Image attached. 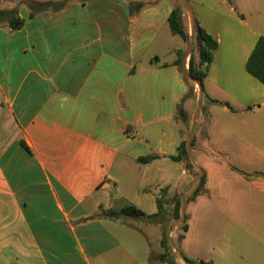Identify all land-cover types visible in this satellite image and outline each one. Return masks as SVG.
I'll return each instance as SVG.
<instances>
[{
    "label": "crops",
    "instance_id": "1",
    "mask_svg": "<svg viewBox=\"0 0 264 264\" xmlns=\"http://www.w3.org/2000/svg\"><path fill=\"white\" fill-rule=\"evenodd\" d=\"M206 1L214 13H203ZM187 2L218 43L202 87L186 76L200 49L196 30L189 22V40L174 39L172 0H70L33 18L23 5L20 29L0 26V264H147L149 236L133 224L146 219L104 213L133 204L145 216L160 215L163 193L173 214L180 187L185 192L204 174L199 160H235L227 173L264 193V85L242 73L250 53L238 62L217 53V16L253 48L264 37V6ZM130 3L142 6L131 12ZM203 100L222 104L234 135L210 137L207 114L196 124ZM189 113L192 145L185 149L198 165L195 178L183 160L171 158ZM146 156L153 157L138 162ZM250 222L247 257L264 264V216ZM158 255L151 260H162Z\"/></svg>",
    "mask_w": 264,
    "mask_h": 264
},
{
    "label": "rangeland",
    "instance_id": "2",
    "mask_svg": "<svg viewBox=\"0 0 264 264\" xmlns=\"http://www.w3.org/2000/svg\"><path fill=\"white\" fill-rule=\"evenodd\" d=\"M53 0H0V8L3 7H16L25 5L26 3L43 2ZM58 1V0H55ZM68 2V0H63ZM70 1V0H69ZM250 8L262 7L263 0H249ZM243 3V4H248ZM203 13H214L216 5L206 1L203 3ZM174 8H178L182 15V22L185 28L188 30V24L190 22L188 9L183 0H172ZM190 6V5H189ZM193 8L196 10V16L198 14V7L193 3ZM191 8V7H190ZM237 8L240 7L238 6ZM219 19L218 30L223 38L221 48L217 52L218 55L225 52L238 62L244 60V55L251 52V48L244 32H240L237 26L225 21L222 16H217ZM5 24V23H3ZM179 43L182 40L179 36H174ZM249 45V47H248ZM242 71V70H241ZM243 75L247 79H251V76L243 70ZM189 93L186 95V97ZM185 97V98H186ZM205 99V97H204ZM203 100V107L199 111V115L196 119V124L201 125V121L204 115L207 114L208 124L206 130L210 137L218 139L220 137L234 135V127L227 124L228 119L223 115L222 104H212ZM230 105L235 106L230 101ZM194 102V106H195ZM187 105V103H186ZM192 113V112H191ZM187 124L181 129L182 141H184V148L186 147V141L189 137L188 121L191 122L192 114H188ZM190 118V119H189ZM192 140V139H191ZM190 140V142H191ZM191 148V145H190ZM184 170H188L186 166H189L191 170L192 178L197 177V163L193 160L191 153L188 154L185 149L183 156ZM235 160L226 161H209L199 160V166L203 168L204 174H199L196 180L191 184L185 192H182L180 187L179 196L180 218L172 214V209L168 208L171 201L164 198L162 193V203L167 205V208L160 211V215H150V217H143V220H133V224L140 230H144L148 234L149 256L147 264H171L170 261H177V264H186L183 256L198 260L209 258L212 264H250L247 255L249 254L251 244V231L252 225L250 217L252 216H264V193L259 190H255L245 182H237L230 174L227 173V168L233 164ZM224 162V166L223 163ZM264 164V160H261ZM264 172V171H263ZM263 175L258 174L254 176L256 179H262ZM184 180L185 175H181ZM201 177V178H200ZM264 177V176H263ZM254 178V179H255ZM199 179L201 181L199 182ZM208 189L209 194L204 197V194L196 193V189ZM206 193V192H204ZM200 195V198L196 201L195 196ZM97 193L96 196H99ZM105 198V197H104ZM103 212L97 213L102 214ZM123 217V216H122ZM162 219L158 224L149 222L152 219ZM237 219L238 223L233 221ZM189 224V231L184 233L183 225ZM182 234L185 235L184 238ZM171 235V236H170ZM168 237H171L169 240ZM165 240V247H160V239ZM262 246L259 244L258 248ZM240 251H237V250ZM171 250H174L173 252ZM158 253L165 255L162 260L158 259ZM238 253L243 257L240 259ZM154 254L157 256H154Z\"/></svg>",
    "mask_w": 264,
    "mask_h": 264
},
{
    "label": "trees",
    "instance_id": "3",
    "mask_svg": "<svg viewBox=\"0 0 264 264\" xmlns=\"http://www.w3.org/2000/svg\"><path fill=\"white\" fill-rule=\"evenodd\" d=\"M69 1V0H68ZM84 1V0H82ZM65 1H43V2H29L26 3V6L29 10L28 17L33 18L36 14L40 12H44L50 10L51 12H58L63 7L66 6ZM142 6L141 3H130V10L138 11ZM167 22L170 28V31L173 34H177L182 40L188 41L189 35L188 31L185 28L182 22V15L178 8H173L168 15ZM5 23V24H3ZM24 24V18H21L18 14V9L16 7H3L0 8V26H6L10 31L20 29ZM195 30L200 36V49L197 55V58L190 56L188 61V74L193 78V80L197 81L202 87L203 79L205 78L209 65L213 61L214 51L216 50L218 43L216 39L208 33L200 24L194 19ZM245 70L252 77L257 79L260 83L264 85V37L259 36L252 48L250 54L248 55L245 62ZM189 94L192 92V89H189ZM192 145V140L190 142ZM26 147V146H25ZM27 148V147H26ZM185 148L184 141L180 143L177 155L171 156L172 159L181 161L183 160ZM153 156H146L138 158V162H148ZM258 174V173H256ZM245 176H249V174H244ZM199 193V191H196ZM158 208H162L160 201L157 200ZM179 208H180V199L175 201L173 214L175 217L179 216ZM106 216L117 218L119 216H129L133 218H142L145 214L137 208L135 205L130 204L122 207L120 210H107L104 213ZM150 217V215L145 216ZM187 229V225H183V230ZM162 246L165 247V240H162ZM165 255H162L164 257ZM183 259L186 264H210V262L204 261H196L194 259L187 258L183 256ZM171 264H174V261H170Z\"/></svg>",
    "mask_w": 264,
    "mask_h": 264
},
{
    "label": "water",
    "instance_id": "4",
    "mask_svg": "<svg viewBox=\"0 0 264 264\" xmlns=\"http://www.w3.org/2000/svg\"><path fill=\"white\" fill-rule=\"evenodd\" d=\"M183 2H184V4L186 5V7H187V9H188V14H189V18H190V27H191V31H192V33H194V29H196V28H195V25H194V19H193L192 10H191V8H190V6H189L187 0H183ZM196 38H197V41L200 42V36H199V34L197 33V31H196ZM186 76H187V78L190 79L191 81H195V80H193V78H192L189 74H187ZM195 82L199 85V83H198L197 81H195ZM190 139H191V133H190V135H189L188 141L186 142V146H187V147H188V145H189Z\"/></svg>",
    "mask_w": 264,
    "mask_h": 264
}]
</instances>
